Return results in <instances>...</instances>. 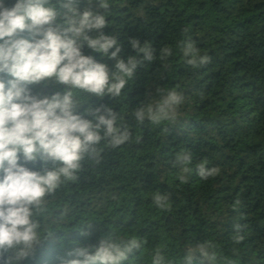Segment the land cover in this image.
I'll use <instances>...</instances> for the list:
<instances>
[{
  "label": "trees",
  "instance_id": "obj_1",
  "mask_svg": "<svg viewBox=\"0 0 264 264\" xmlns=\"http://www.w3.org/2000/svg\"><path fill=\"white\" fill-rule=\"evenodd\" d=\"M109 3L104 33L118 35L120 57L136 55L130 45L135 38L149 42L156 59L138 67L119 100L87 94L78 111L92 119L89 106L122 110L132 138L116 150L106 148L98 165L86 160L78 179L48 198L47 218L63 216V222L60 228L50 225L53 236L25 264H60V257L76 258L67 256L75 248L118 234L146 241L125 264H151L150 250L159 244L167 245L170 264H185L187 249L206 240L216 245L217 264H264V0ZM79 6L103 12L99 0H80ZM187 37L210 57L207 64H187L179 47ZM163 47L173 50L167 60L159 55ZM83 53L106 63L110 74L116 70L115 61L102 53L86 45ZM30 87L41 96L65 89L55 83ZM158 87L184 95L181 119L160 126L137 124L132 111ZM182 150L194 157L187 183L179 181L174 167L175 154ZM205 160L219 170L208 180L196 172ZM27 166L41 171L44 163ZM156 191L169 194V210L152 203ZM236 225L242 226L239 232ZM236 235L243 240L236 243Z\"/></svg>",
  "mask_w": 264,
  "mask_h": 264
},
{
  "label": "clouds",
  "instance_id": "obj_2",
  "mask_svg": "<svg viewBox=\"0 0 264 264\" xmlns=\"http://www.w3.org/2000/svg\"><path fill=\"white\" fill-rule=\"evenodd\" d=\"M79 5L80 0H15L13 4L0 0V264H25L34 259L54 234L50 225L60 228L63 222V216L47 218L48 198L62 185L75 182L86 160L98 165L106 148L116 150L132 138L122 110L89 106L86 111L92 119H88L78 109L87 94L119 100L138 67L156 59L155 50L149 42L142 44L133 38L130 45L136 55L121 58L118 35L104 33L109 0H99L103 12L91 7L82 11ZM85 45L115 61L116 70L110 74L106 63L85 55ZM179 47L192 67L210 61L209 56L200 54L191 37ZM159 55L167 60L173 50L163 47ZM51 83L65 86L64 91L41 96L30 87ZM184 104L180 91L158 87L131 116L139 125L177 124ZM193 159L187 150L175 154L174 167L179 169L181 183L188 182ZM35 161L44 163L41 171L27 166ZM196 172L208 180L219 170L209 168L205 160L196 166ZM169 200L166 192L152 195V203L161 210L170 209ZM235 227L239 232L242 226ZM243 238L236 235L234 240L239 243ZM145 243L136 235H110L98 245L77 247L67 254L75 259L60 257L59 261L125 264ZM215 248L212 240L189 247L185 264H193L197 258L202 264H217ZM150 255L151 264H170L166 244L150 250Z\"/></svg>",
  "mask_w": 264,
  "mask_h": 264
}]
</instances>
